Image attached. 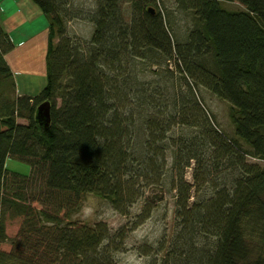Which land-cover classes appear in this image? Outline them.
Returning <instances> with one entry per match:
<instances>
[{
  "label": "trees",
  "instance_id": "16d2710c",
  "mask_svg": "<svg viewBox=\"0 0 264 264\" xmlns=\"http://www.w3.org/2000/svg\"><path fill=\"white\" fill-rule=\"evenodd\" d=\"M31 1L48 21L46 85L37 96L16 95L4 59L12 45L0 28V244L10 245L0 264H115L127 226L111 236L102 223L70 217L86 196L126 216L145 189L161 187L167 153L180 170L194 162L195 178L213 170L223 181L201 202L180 189L159 264H264V0ZM176 17L189 24L182 42ZM75 18L92 25L88 40L67 34ZM160 66L172 85L141 80ZM199 88L228 106L236 140L214 126ZM46 101L44 129L35 111ZM174 124L190 134L170 145ZM10 159L29 175L6 170ZM6 215L20 219L11 240Z\"/></svg>",
  "mask_w": 264,
  "mask_h": 264
},
{
  "label": "rangeland",
  "instance_id": "374dc122",
  "mask_svg": "<svg viewBox=\"0 0 264 264\" xmlns=\"http://www.w3.org/2000/svg\"><path fill=\"white\" fill-rule=\"evenodd\" d=\"M83 0H77L81 3ZM85 1V0H84ZM166 4H168L166 0ZM232 6V5H231ZM234 7V6H233ZM155 10L154 7L151 8ZM126 17H130V7L125 6ZM174 38L178 42L185 39V35L189 24L181 17L175 18ZM66 32L68 35H76L80 39L88 40L92 34V25L86 21L79 19H71L66 23ZM53 43H57V38H54ZM170 72L173 73L175 82L173 86L177 91L184 88L178 69L175 71L174 66L170 65ZM168 75L162 66L146 68L142 74L141 80L152 82L154 80L168 81ZM20 83V77L17 78ZM16 82V81H15ZM169 83L171 81H168ZM17 83V82H16ZM22 83V82H21ZM39 83V82H38ZM162 83V82H161ZM15 84V83H14ZM171 84V83H170ZM44 85H46V80ZM172 85V84H171ZM40 90L34 93L39 94ZM197 100L203 105L207 116L211 119L214 126L228 139L236 140L234 136L233 126L229 119L228 106L222 101L206 92L203 88H199L194 92ZM20 124H26L23 120H18ZM189 128L181 127L179 124L172 125L170 131L166 134L168 142L172 145L177 142L183 134L189 136ZM240 147L247 150V146L238 140ZM165 156V176L164 181L159 188L145 189L141 197L136 200V203L127 212L126 216L116 212L111 205L95 196H86L80 208L70 217L71 222L92 226L97 223L106 225L111 236H117V232L124 229L125 235L120 239V248L116 252L115 264H159L161 262V253L156 255V250L162 241V237L169 238L173 232L176 216L175 213L179 204L180 189L186 190L189 203L201 202L209 198L212 188L222 187L223 177L220 171L210 173L207 178H195L196 172L199 173V167L194 162H190L189 166L180 170L175 167L174 160L171 154ZM249 163H258L253 159H248ZM5 169L17 173L22 176H28L30 167L15 160H7ZM181 181H179V179ZM144 216H143V215ZM20 219L6 215L5 233L8 239H12L18 229ZM9 242L0 244V251H9Z\"/></svg>",
  "mask_w": 264,
  "mask_h": 264
},
{
  "label": "crops",
  "instance_id": "0c3cea01",
  "mask_svg": "<svg viewBox=\"0 0 264 264\" xmlns=\"http://www.w3.org/2000/svg\"><path fill=\"white\" fill-rule=\"evenodd\" d=\"M0 28L12 45L4 59L13 75L16 95L37 96L34 92L45 87L47 72L45 15L31 0H0Z\"/></svg>",
  "mask_w": 264,
  "mask_h": 264
},
{
  "label": "water",
  "instance_id": "95a60500",
  "mask_svg": "<svg viewBox=\"0 0 264 264\" xmlns=\"http://www.w3.org/2000/svg\"><path fill=\"white\" fill-rule=\"evenodd\" d=\"M150 12L152 13L151 9ZM50 120V103L48 101L41 103L35 111V121L42 128H47Z\"/></svg>",
  "mask_w": 264,
  "mask_h": 264
}]
</instances>
